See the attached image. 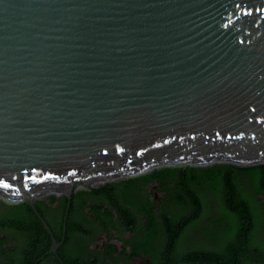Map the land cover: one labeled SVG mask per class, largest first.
Returning a JSON list of instances; mask_svg holds the SVG:
<instances>
[{
    "label": "water",
    "instance_id": "water-1",
    "mask_svg": "<svg viewBox=\"0 0 264 264\" xmlns=\"http://www.w3.org/2000/svg\"><path fill=\"white\" fill-rule=\"evenodd\" d=\"M176 164H264V0H0V199L50 252L80 186Z\"/></svg>",
    "mask_w": 264,
    "mask_h": 264
},
{
    "label": "trees",
    "instance_id": "trees-1",
    "mask_svg": "<svg viewBox=\"0 0 264 264\" xmlns=\"http://www.w3.org/2000/svg\"><path fill=\"white\" fill-rule=\"evenodd\" d=\"M89 197L97 206L107 201L121 221L119 233H132L124 241L131 243V252L123 244V257L110 255L108 264H264V164L168 165L101 188L80 187L69 201L65 235L57 250L62 262L56 264H81L92 253L104 252L86 248L94 227L85 222L79 205ZM48 199L59 204L52 209L36 200L34 205L60 241L68 200L54 195ZM108 212L107 222L97 223L105 229L115 225L114 214ZM31 242L48 255L50 235L28 202L1 200L0 264H25ZM139 254L143 259L134 262ZM100 255L84 263L105 264Z\"/></svg>",
    "mask_w": 264,
    "mask_h": 264
},
{
    "label": "flooded vegetation",
    "instance_id": "flooded-vegetation-1",
    "mask_svg": "<svg viewBox=\"0 0 264 264\" xmlns=\"http://www.w3.org/2000/svg\"><path fill=\"white\" fill-rule=\"evenodd\" d=\"M80 187H82V186H80ZM101 187L102 186H100L98 188H101ZM83 188H85V187H83ZM86 189L87 190H93L96 188H86ZM49 196H47L45 198H38L36 200H41V201L45 202L47 205H49L52 209H54L56 207V205L59 204V202L54 201L53 203H51L48 199ZM56 197L60 198V197H65V196L60 195V196H56ZM89 200H91V197H89L87 201L83 202L82 205H79L82 208V211L84 213V217L86 218L85 222H89L90 225L94 227V235L89 237L88 244H87L86 248L90 249V250H101L104 252H102L101 255L98 254L97 252L92 253L91 254L92 257H85V259H89L90 262L92 263L94 261L93 257L96 254L100 255L102 257L104 255V257L106 259L105 264H108V262H110V258H109L110 255L117 257L116 259L123 257V254L121 252L124 248L122 246L123 244L125 246L126 252L130 253L131 252V243L127 242L125 244L124 241H125V239H131L132 233L127 229H125L124 234L119 233V231H118L119 224L118 223L121 221L117 220L116 209L109 208L107 201L106 202L101 201L97 206L96 202L89 201ZM108 210H110V212H112L114 214L112 221L115 222V225L114 224H110V225L116 226L115 228L109 227L110 225H108V227H106L108 229H105V227L102 224L101 225L97 224L98 222H107L108 215H109ZM77 213H78V211L76 209H74L72 214L76 215ZM27 244H28V241H27ZM60 245L57 247V249L54 252L47 251L48 255L45 256L40 251L41 246L39 244L37 245L36 242H31L30 247L32 248L33 251L30 252L31 248L28 246L27 255L25 256L27 259V260H25V264H56L57 262H62L61 256H59L57 254V250L59 249ZM113 249H116V250L113 251ZM30 254L32 255L31 259L29 257ZM81 257H83V256L80 255L79 258H81ZM142 259H143V254H139V255L134 256L133 261L134 262H141ZM84 260L82 261L81 264H85ZM119 264H123V263L119 262Z\"/></svg>",
    "mask_w": 264,
    "mask_h": 264
},
{
    "label": "rangeland",
    "instance_id": "rangeland-1",
    "mask_svg": "<svg viewBox=\"0 0 264 264\" xmlns=\"http://www.w3.org/2000/svg\"><path fill=\"white\" fill-rule=\"evenodd\" d=\"M1 200H4V199H3V198H1V199H0V201H1Z\"/></svg>",
    "mask_w": 264,
    "mask_h": 264
}]
</instances>
